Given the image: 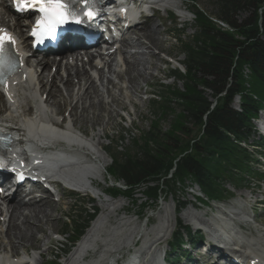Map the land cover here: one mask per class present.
I'll return each instance as SVG.
<instances>
[{
	"label": "bare ground",
	"instance_id": "bare-ground-1",
	"mask_svg": "<svg viewBox=\"0 0 264 264\" xmlns=\"http://www.w3.org/2000/svg\"><path fill=\"white\" fill-rule=\"evenodd\" d=\"M167 1L180 9L176 0ZM0 12L10 15L11 8L6 0H0ZM1 27L11 32L16 52L22 58L24 55L26 61H22L21 72L10 81L5 96L0 91V131L12 135L14 139L19 138L26 149V155H36L34 157L42 161L41 170L45 173H55L57 168H62V162L46 157L40 151L41 147L65 143L70 145L67 147L79 150L88 163L73 173L65 172L64 177L79 192L99 200L101 207V213L64 264H118L122 260L120 255L128 253L131 248H137L135 255H141L142 261L148 263V255L154 254L166 244V237L172 235L177 225L175 208H164L161 218H158L152 228L149 225L150 219L145 226L138 225L133 217L121 215L126 206L124 200L104 198L106 193L99 190L96 184L103 180V170L106 169V157L101 151L104 131L126 108L124 99L128 103H135L139 90L142 91L139 81L147 84L154 76L152 71L159 69L161 58L154 52V46L160 43L159 27L151 23L150 30L136 28L125 37L114 55L97 50L87 56H76L72 61L65 55H57L53 59H33L35 53L28 51V37L20 18ZM128 48H131L129 53ZM79 64H83L82 68ZM54 68L55 72L52 70ZM64 110L68 116L60 121L58 117ZM89 113L91 118L87 116ZM102 113L107 114L106 121L101 119ZM262 113L260 123H264V112ZM127 117L133 120L131 113H127ZM84 123L96 124L100 126V131L88 137L81 128ZM81 136H87L88 141ZM15 154H18V150L10 148V156L14 158ZM59 194L61 196L62 192L59 191ZM253 194L249 192L244 197L246 205L244 204L243 209H238L239 213H235L233 206L229 204L226 208L216 206L211 218L206 216L207 213L200 214L194 210L185 211L181 216L187 224L195 226V230L203 227L216 241L213 243L215 246L226 252L233 250L231 256L234 255V260L240 264H264V223L259 226L258 221L249 215L250 209L258 203V200L253 201ZM240 197L243 198L242 195ZM55 198L34 193L27 201L18 195L3 199L6 206L4 208L0 205V264L41 263L43 252L34 256L25 253L19 256L18 249L36 241L37 234L34 235V230L42 232L43 226L47 225L49 212L59 204H56ZM14 199L23 201L19 210L10 205ZM236 220L246 221V226L253 234L250 233V238L243 235L239 237L235 232H230V226ZM39 242L42 243L40 239ZM141 242L144 244L142 247L139 245ZM48 245L42 243L46 249L44 252L49 250ZM146 245H149L147 251L144 250ZM215 246L211 245L209 250L204 247L197 263L208 256V252L214 250ZM91 256L92 259L86 261ZM11 259L16 260L12 262ZM128 262L129 260L124 264ZM212 264H217L216 260H212Z\"/></svg>",
	"mask_w": 264,
	"mask_h": 264
},
{
	"label": "trees",
	"instance_id": "trees-1",
	"mask_svg": "<svg viewBox=\"0 0 264 264\" xmlns=\"http://www.w3.org/2000/svg\"><path fill=\"white\" fill-rule=\"evenodd\" d=\"M211 3V14L198 8L193 12L190 40L185 43L178 36L184 73L172 72L175 86L163 90L162 102L151 104L157 118L174 115L170 131L163 132L154 121L132 148L110 151L108 173L126 189H113L115 197H134L143 188L148 202H158L163 183L168 189L170 182L191 179L210 199H223L224 183L237 185L253 172L250 152L242 145L249 143L255 131L252 121L264 108V0ZM237 97L240 111L233 109ZM94 217L88 213L75 222L72 242ZM175 241H182L181 232Z\"/></svg>",
	"mask_w": 264,
	"mask_h": 264
},
{
	"label": "rangeland",
	"instance_id": "rangeland-1",
	"mask_svg": "<svg viewBox=\"0 0 264 264\" xmlns=\"http://www.w3.org/2000/svg\"><path fill=\"white\" fill-rule=\"evenodd\" d=\"M176 2H179L180 9H182V15L184 17L185 22H183L182 18H179L178 11H175V14L177 17H175L177 22H175V25L172 22H169V20L165 19L167 17L168 13L166 14L164 11H162L159 15V21L154 22L155 26L159 27L164 24V27H159L160 32V43L157 46H154V52L159 55L161 58V61L158 63V70L152 71L154 73V76L147 81V84H144V81L140 80L139 85L142 86L139 90L138 98L135 100V103L131 104L128 103L129 101L127 99H124V103L126 105V108L119 114L118 117L114 118L106 128V131H104V135L102 138V153L106 157V169L103 170V180L100 181V183L96 184V187H99V190L112 193L111 188H118L116 190L123 192L124 188L123 183H117L115 182V179H113L107 171L110 168V165L112 164L110 156L106 154V149L114 150L116 149L119 153H124L128 148H132V143H134L136 140H139L142 136V133H145L149 131L152 123L154 121H158L159 125L161 126V130L163 132L170 131V124L173 121L174 115H170L169 118L164 119V117L157 118V115L154 113V110L151 108V100L157 99L158 102H162L160 96L163 92V90L173 88L176 84V81L173 78H170V70L172 69H181V63L185 60L184 56L180 52L181 50V43L180 41H177L176 35L177 33H181L184 36L182 37V41L187 43L192 35L194 34V16L193 12L196 10V8L204 10L208 13L213 12V6L211 3V0H176ZM172 4V3H169ZM7 21L9 19H6ZM165 21V22H164ZM152 23V22H151ZM151 23L150 25H146L141 27L142 30H150L151 29ZM153 25V24H152ZM159 25V26H158ZM175 29V30H174ZM178 31L174 35L171 33L172 31ZM168 32V33H167ZM128 53L131 51V48H128ZM35 55L32 57L33 59ZM165 59L172 61V63H165ZM152 70V68H151ZM63 73V70L61 71ZM246 80H247V74ZM142 82V84H141ZM177 86L182 89L181 84H177ZM161 87V88H160ZM239 100L236 99L233 106L234 108L239 107V103H237ZM136 107V108H135ZM66 110L63 111L62 116L65 115ZM127 113H131L133 115V122L127 117ZM263 113H261L262 116ZM89 118L92 117L91 113L87 115ZM260 116V121H261ZM63 118V117H62ZM101 119L106 121L107 120V114L102 113ZM257 123V122H256ZM93 125V126H92ZM81 128L83 131L86 132L88 137L93 136V134L98 133L100 131V126H96V124L91 123H84L81 125ZM254 142H261L258 135L255 134V136L252 138L250 143L253 145ZM251 152L256 155L257 158H259L260 152L255 150L254 146L250 148ZM260 150V149H258ZM264 150V149H263ZM262 159V158H261ZM264 162V160H263ZM259 172L264 173V166L261 165L256 168ZM249 181V180H248ZM243 186L241 187V191L233 190V188L230 185H224L225 189L228 191L234 192V196L240 197H247L248 190L246 189H252L257 194L264 192V185L260 189H258L257 182L256 183H250L245 184L244 182H241ZM171 188L167 189V186L165 183H163V198L161 201L158 202H148L147 198L144 193V189L142 188L140 192H138L137 195L134 197H126V198H115L116 200H124L126 203L125 210L122 212V216L124 214L127 217H133L135 221H137L138 225H146L150 221L151 223L150 228L154 227V225L158 222V218H161L162 212L164 208L168 207L171 209V207H176L177 203L180 201H184L185 203L189 204L190 202H196L195 198L191 195V192L199 193V188L194 185V182L190 179H187L184 183H172L170 182ZM192 187V188H191ZM244 190V191H242ZM250 192H253V191ZM165 191L169 195H165ZM254 193V192H253ZM201 195V194H200ZM104 198H109L107 195H103ZM204 196V195H203ZM252 195L253 201H256L261 199L260 195ZM205 197V196H204ZM206 198V197H205ZM89 196L80 195L76 199H67L64 200L62 203L58 204L57 206H53L52 212H49V218L47 220V225L45 227L43 226V231L38 232L37 230H34L35 240L32 245L28 244L27 247H20L18 250V255H22L24 253L32 254L31 256H34L40 252H43L42 261L40 264H58V262H55L58 260L61 264L65 262V260L68 259V256H65L66 248H67V238L68 236L65 235L66 231L73 232V228L75 226V222H80V217L83 216L85 218V211L86 209H89L90 213L93 212L92 209H97L99 214L101 213V207L99 204V200L95 199L93 201H90ZM112 199V198H111ZM212 205H217L216 203H211ZM148 206H151L148 208ZM21 207V206H20ZM224 207L225 206H220ZM16 210H19V208H16ZM184 209V211L181 213L184 214L185 211H188ZM206 212V209L201 210V212ZM228 211V210H227ZM264 213V212H262ZM179 215L177 217L178 223L181 222L183 225H190L187 224L185 219ZM82 215V216H81ZM182 217V218H181ZM150 219V220H149ZM68 223V230L64 226ZM177 227V226H176ZM75 230V229H74ZM177 230V229H174ZM195 230V228H194ZM42 233L48 234V236H45ZM252 234V233H251ZM253 235V234H252ZM171 236V234L169 235ZM169 236L166 237V244H168ZM50 238V239H48ZM83 238V237H82ZM40 241L48 243L49 250L47 252H44L46 249L42 246V243ZM163 244V245H166ZM75 250V249H74ZM2 252V250H0ZM10 252V251H9ZM38 252V253H37ZM5 254V253H4ZM202 254V253H201ZM29 255V256H30ZM23 256V255H22ZM123 255H120L122 257ZM56 259V260H55ZM92 259V256L88 258V261Z\"/></svg>",
	"mask_w": 264,
	"mask_h": 264
},
{
	"label": "snow or ice",
	"instance_id": "snow-or-ice-1",
	"mask_svg": "<svg viewBox=\"0 0 264 264\" xmlns=\"http://www.w3.org/2000/svg\"><path fill=\"white\" fill-rule=\"evenodd\" d=\"M32 2L33 4L41 5L40 11L43 13L42 21L38 23V28H45L49 33L53 32L58 25L67 22L68 17L71 16L64 0H32ZM83 3L87 4L88 0H83ZM87 15L92 16L93 13L88 11ZM36 31L37 29L33 30L34 35ZM4 40L5 37L0 35V52L4 49Z\"/></svg>",
	"mask_w": 264,
	"mask_h": 264
}]
</instances>
